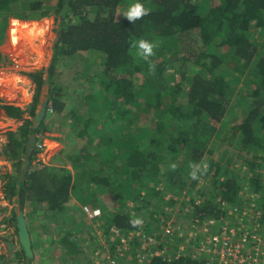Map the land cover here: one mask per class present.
<instances>
[{
	"label": "trees",
	"instance_id": "obj_1",
	"mask_svg": "<svg viewBox=\"0 0 264 264\" xmlns=\"http://www.w3.org/2000/svg\"><path fill=\"white\" fill-rule=\"evenodd\" d=\"M134 2L0 0V46L10 22V37L26 28L15 19L33 22L55 15L60 31L48 79L43 72L28 74L37 87L34 103L27 111L0 106L9 118L23 122L2 150L15 171L3 176L5 191L29 215L41 212L49 232L61 228L57 241L65 263L78 264L84 257V264H91L72 236L80 227V210L69 205L74 196L103 207L100 229L118 264H144L147 237H156L160 248L148 251L156 255L146 264H207L205 257L194 259L190 249L175 258L186 241L178 233L179 244L167 248V208L182 204L189 228H197L195 247L221 235L226 221L236 228L259 221L264 231V0H140L150 12L133 24L122 9ZM139 39L158 45L150 57L152 72L132 47ZM78 59L84 65L76 80L84 76L94 87L85 98L70 99L54 78L59 63ZM46 84L48 111L35 130ZM72 99L64 148L52 161L58 163L34 164L35 147L23 175L32 135L51 131L46 121L63 115ZM231 114L235 118L229 120ZM201 162L208 164L207 171L192 180L190 165ZM135 218L143 223L133 227ZM159 228L160 234H153ZM132 235L130 250L138 253L120 256L121 238ZM17 256L27 264L24 250Z\"/></svg>",
	"mask_w": 264,
	"mask_h": 264
},
{
	"label": "rangeland",
	"instance_id": "obj_2",
	"mask_svg": "<svg viewBox=\"0 0 264 264\" xmlns=\"http://www.w3.org/2000/svg\"><path fill=\"white\" fill-rule=\"evenodd\" d=\"M127 9L128 6L122 9V13L126 12ZM15 20L25 23L23 24L22 27L24 28L26 27V28L25 29L23 28L24 30H22L21 32L20 29L16 30L15 32L12 33L10 37V30L13 25V23L10 22L9 27L6 29V33L4 34V41L3 44L0 46V57H1L0 71H2L1 75L3 77L1 82L2 92L0 93V100L2 101H0V104L12 105L19 107L21 109L22 107H24L25 108L24 110L27 111L30 108V106L34 103V99L37 94V87L35 83L29 78L28 74L43 72L44 78L46 80L48 79L49 77L48 73L50 72V68L55 63L54 60L56 54V45L58 44L59 35H60L59 21L56 19L55 15H51L39 21H33V22L21 21L18 19ZM56 64L58 65V61L56 62ZM83 65L84 64H82L81 60L79 61V59L72 62L70 61L68 62L64 60L61 63H59V66L57 68V74L54 78L55 83L61 82L64 85L65 91H67L66 94L67 95L69 94V98L70 96H72L73 98L74 97L85 98L86 92L94 87V83L91 82L88 83L86 81V77L84 76L83 77L79 76V79L76 80V78L78 77L77 73L81 71ZM46 86H48V84L42 87L40 94L42 93V91L45 89ZM71 102H73V99L70 101L63 115L59 116L57 114H53L51 117L48 118L46 124L50 126L51 131H48L47 133L44 134L41 133L39 136H37L40 138V141H44V140L47 141V150H45L46 152H43L42 155L44 156L45 159L49 157V164L54 165L58 163V162L54 163L52 161L56 159L55 157L59 154L60 150L64 148L62 142V138H63L62 133L64 132L63 130L65 127L64 120L71 118L66 114L70 111L73 113L72 110L75 108L74 106L75 104L71 106ZM39 104H38V109L40 107ZM0 111H2V109H0ZM233 115L234 114L229 115V120L235 118V116ZM25 118H30L35 122L34 118H31L28 114H26ZM2 123L3 120L0 115V126L2 125ZM10 126L12 127V128L10 127L11 130H16L14 129L15 126L13 122L11 123ZM2 136L8 141L9 134L7 133V130L6 132L3 130L0 131L1 141H2L1 138ZM39 143L41 142H37V144ZM2 161L11 164V166L13 165L12 161L10 160H1V162ZM14 172L15 171L13 170V174H15ZM4 193L6 194L8 200H10L7 195V192L4 191ZM171 197H172L171 195H168L167 199H170ZM186 198H187L186 193H184L182 195V200ZM71 200L72 201L75 200V205H77V207L80 210V212L77 213V217L79 219L76 218V220L80 223V227L78 231L77 230L76 232L73 231L74 233L72 236L81 245L80 249H82L85 252V254L90 258L91 264H102V263H96L95 260V256L97 255L96 251H98L97 249L98 246L100 245V241L102 240V238H100L101 239L100 241L96 240L97 238H95L94 235L101 236L104 238L103 231L100 229V226L103 224V222L101 221V218L99 220L89 219L87 217L86 210L100 209L101 214H103L104 209L101 206H100L101 208L98 206H94L92 203L93 201L90 199L80 200L73 196ZM104 205L107 207L108 210L113 209L112 204H110V201L107 199L105 200ZM183 208L184 207H182V204L176 205L171 209L167 208V211L171 214V219L168 222L174 223V228L176 229L175 231L178 230V234L176 236H180L181 238L184 236L186 237L185 243L182 241V244L180 243L181 244L180 246H183L184 248L191 250V248L195 246L194 242L196 236L194 231H196L197 228H189L190 223L186 222L187 220L183 217L184 214H181ZM187 210L188 209H185V212H187ZM22 211L24 213V218L26 220L27 227L31 235L32 248L34 246L33 252L35 258L33 264H68L65 263L66 256L63 253L64 251H62V246L57 241L60 238V236H62L61 228L59 229L56 228L54 229V231L49 232L48 229L46 228L45 223L42 221L41 212H38L37 214H35V216H32L29 215V213H27V210L25 211L22 210ZM4 212H5L4 208H0V214L5 216L6 214ZM13 212L16 213L17 216V208H15ZM251 218H253V216ZM6 225L7 223H3V221H1L0 231H3ZM11 226H13L12 228L15 227L14 228L16 230L15 237L19 239L17 218L16 220H14V223ZM158 231L161 232L160 228L159 230L154 231L153 234L159 235L160 232ZM163 236H165L164 232H163ZM163 236H161V241L165 239V237ZM176 236L166 237L168 238L165 243L167 248H169L168 245L179 244L177 243ZM148 238L153 239L154 244L147 243ZM2 240L4 241V243L5 242L7 243L6 249L12 251L14 242H11L10 239H9L10 241H7L5 239ZM127 245L130 246L129 243ZM159 245L160 242L156 244V237L155 240L153 237H147L146 243L142 245V248L145 247V249L148 251L149 249H152V247L160 248ZM38 246L39 247L41 246L40 248L41 250H37ZM156 250L159 251V253L162 256L166 255L165 250H162L161 252L158 249ZM19 252H21V250H19ZM135 252H137V250H135ZM151 253L152 255L153 254L156 255V253L153 252ZM80 259L81 260L78 262V264L80 263L84 264L85 262L84 257H80ZM14 260H15V256L12 262ZM69 264H73V262H69Z\"/></svg>",
	"mask_w": 264,
	"mask_h": 264
},
{
	"label": "built area",
	"instance_id": "obj_3",
	"mask_svg": "<svg viewBox=\"0 0 264 264\" xmlns=\"http://www.w3.org/2000/svg\"><path fill=\"white\" fill-rule=\"evenodd\" d=\"M1 72L2 71H0V74H2ZM36 147H38L39 153L35 163L49 165V157L45 159L42 155L43 152H46L45 150H47V141H42L37 144ZM13 170V165L11 166V164L7 162L2 164L0 160V208H4V213L6 214L5 216L0 214V222L3 221V223H7L5 229L0 231V264H13L12 260L15 254L19 250L22 251L20 241L15 237V227L12 228L13 226H11L14 223L13 211L17 208V201L15 199L8 200L4 193L6 181L3 179V176L13 174ZM86 212L87 217L94 220H99L102 215L100 209H87ZM254 221L247 225L241 223L239 228L234 226L231 227L232 223L226 221L223 225L224 231L221 235L210 236L205 239L202 244L191 248V250H193L192 257L194 259L205 257L207 259V264H264V231L260 224L257 221ZM209 223L213 224V222L210 221ZM175 230L174 223L168 222L164 230V235L166 237H175ZM204 230V232L209 233L207 227ZM112 231L115 235H118V231H115L114 229H112ZM96 237L99 241L101 240L100 238H102L100 241L102 249H100L99 253L95 256L96 263L118 264V261L111 255V248L105 236L104 238L101 236ZM135 237L136 236H129L128 239L125 237L121 238L122 244H119V247L122 248L119 253L120 256H125L128 252H130L129 257L133 256L134 253H138V251L132 252L130 250L131 244L129 241H132ZM115 238L116 237L114 236L112 237V239ZM2 239L14 242L12 251L6 249L7 243L5 242V245ZM144 242L146 243V238L144 239ZM153 242V239H147V243L150 244ZM128 243L130 246L127 245ZM157 243L158 242L156 241V244ZM186 250L187 248H181L175 253V258L179 259L180 256L186 255ZM148 251H144L141 255L140 263L146 264L149 261V256L154 255L149 254Z\"/></svg>",
	"mask_w": 264,
	"mask_h": 264
},
{
	"label": "clouds",
	"instance_id": "obj_4",
	"mask_svg": "<svg viewBox=\"0 0 264 264\" xmlns=\"http://www.w3.org/2000/svg\"><path fill=\"white\" fill-rule=\"evenodd\" d=\"M150 9L146 8L140 0H136V2L131 3L128 6L126 12H123L122 15L131 23L135 24L137 20H140L142 17L149 15ZM132 47L136 50L135 54L139 58L144 61H147L149 64V71L152 72L155 69V65H153L150 61V57L154 55V48L158 47V45L154 42H150L146 39H139L133 42ZM34 164H37L34 162ZM171 167L173 169L176 168V164H172ZM192 171L189 173L190 178L192 180H198L201 175H203L208 168V164L206 162L196 163L190 165ZM18 200V199H17ZM18 206V203H17ZM143 223L141 218H135L130 220V224L133 227L139 226ZM115 230V229H114ZM178 233V230L175 231V235ZM95 238L96 235H94ZM133 236V235H132ZM98 240V239H96ZM95 243V242H94ZM100 246V245H99ZM23 250V249H22ZM93 256V255H91Z\"/></svg>",
	"mask_w": 264,
	"mask_h": 264
},
{
	"label": "water",
	"instance_id": "obj_5",
	"mask_svg": "<svg viewBox=\"0 0 264 264\" xmlns=\"http://www.w3.org/2000/svg\"><path fill=\"white\" fill-rule=\"evenodd\" d=\"M49 86H46L45 89L42 91L39 102H40V109L36 113V126L34 127L35 130H37L46 116V113L48 111V104H49ZM36 142H37V136L36 134H33L31 139L29 140V150H28V160L24 168L23 175L27 173L29 166H30V157L32 153L35 150L36 147ZM17 226H18V235H19V241L21 244L22 249L25 252V256L27 258L28 264H30V260L34 259V252L32 248V240H31V235L29 233L28 227L26 220L24 218V213L21 208V204L18 203L17 206Z\"/></svg>",
	"mask_w": 264,
	"mask_h": 264
},
{
	"label": "crops",
	"instance_id": "obj_6",
	"mask_svg": "<svg viewBox=\"0 0 264 264\" xmlns=\"http://www.w3.org/2000/svg\"><path fill=\"white\" fill-rule=\"evenodd\" d=\"M35 23V22H34ZM29 30V29H28ZM1 86H2V83L0 82V93L2 92V90H1ZM41 95V94H40ZM32 104V103H31ZM28 105V104H27ZM26 105V106H27ZM0 106H2L1 104H0ZM39 106H40V104H39ZM16 107V106H15ZM22 109L24 110L25 108L24 107H22ZM39 109H40V107H39ZM39 109H38V111H39ZM0 115H1V117H2V120H3V123H2V125L0 126V131H5L6 132V130H7V133L8 134H10L11 132H16L20 127H21V125L23 124V122L22 121H20V120H16V119H12V118H9L7 115H6V113H5V111H0ZM26 117V115L24 116V118ZM13 122V124H14V126H15V128L14 129H16V130H11L10 129V125H11V123ZM7 124H9V125H7ZM12 128V127H11ZM2 138V141L0 142V160H9V159H7L6 157H3L1 154H2V150H3V148L7 145V143H8V141L2 136L1 137ZM7 141V142H6ZM11 161V160H10ZM13 162V161H12ZM2 164H4L5 162L4 161H2L1 162ZM69 205H70V207H75V206H77V205H75V200L74 201H70V203H69ZM48 242V241H47ZM41 248V246L39 247H37V250H41L40 249ZM19 253H21V252H17L16 254H15V260L13 261V264H24V262L22 261V260H20L19 259V257L17 256V254H19ZM16 262V263H15Z\"/></svg>",
	"mask_w": 264,
	"mask_h": 264
},
{
	"label": "flooded vegetation",
	"instance_id": "obj_7",
	"mask_svg": "<svg viewBox=\"0 0 264 264\" xmlns=\"http://www.w3.org/2000/svg\"><path fill=\"white\" fill-rule=\"evenodd\" d=\"M22 252V251H21ZM26 263L28 264L27 260H26Z\"/></svg>",
	"mask_w": 264,
	"mask_h": 264
},
{
	"label": "bare ground",
	"instance_id": "obj_8",
	"mask_svg": "<svg viewBox=\"0 0 264 264\" xmlns=\"http://www.w3.org/2000/svg\"><path fill=\"white\" fill-rule=\"evenodd\" d=\"M8 82V81H7Z\"/></svg>",
	"mask_w": 264,
	"mask_h": 264
}]
</instances>
